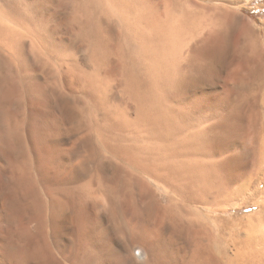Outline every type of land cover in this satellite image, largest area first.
Returning <instances> with one entry per match:
<instances>
[{"label": "rangeland", "instance_id": "rangeland-1", "mask_svg": "<svg viewBox=\"0 0 264 264\" xmlns=\"http://www.w3.org/2000/svg\"><path fill=\"white\" fill-rule=\"evenodd\" d=\"M214 1L218 5L222 3L223 6H220L223 8L220 10L224 11L223 14L240 17V29L230 30L224 25H217L218 33L209 35L200 45L201 51L194 55L192 67L195 69H192L190 75L179 83L180 86L176 91L169 89L165 94L167 98L171 96L170 101L174 98L175 103L180 100L191 101L193 105L198 100L200 103L205 100L204 108L197 110V106H192L197 110L195 114L212 116L214 113L213 117L217 115L219 118L218 113L222 111L220 108L222 103L227 99L232 101L231 99L235 100L238 97L236 83L239 80V70L244 65L247 69L248 67L254 69V61L262 53L264 55V0H213V3ZM63 2L59 5L54 2L52 4V0L27 1V8L29 7L27 10L29 12L31 10L28 17L36 18L34 21L38 20V24L47 26L54 40L60 36L59 51L55 46L52 51L38 52L36 60L33 57V60L19 59L14 62L15 64L13 63L14 65L6 64L5 58L0 55V195L8 197V201L20 197L16 201L24 204L25 212L35 211L38 216L39 210L42 209L47 213L49 217L45 226L39 222V219L33 225L39 228L42 226L45 230L47 228L46 232L49 233V241L53 247V257L62 258L61 260L64 258L65 264H71L75 256V264H146L145 260L138 259L136 254H139L138 250L143 249L144 244H147L145 240L148 236L147 231L152 224L150 222L154 221L151 219H155L165 209L163 206L169 200L179 204V207L185 204L186 208L187 206L190 208L191 204L185 200V197L179 196V193L173 190V186L170 187L165 183L150 182L152 187L154 185V190H158V200H152L146 184V179L151 178L120 151L123 150L122 144L126 145L123 136L126 139L129 137L126 143L130 145V135H132L131 128L125 124L128 121L123 122L126 125L123 126L121 118L132 119L130 115L132 113L135 117L136 105L133 89H129L130 86L125 84L124 77L125 73H128L127 69L130 68L129 64H132L129 58L132 52L129 53L131 50L124 40L125 25L123 22L120 24L115 18L112 20V17L116 16H113L111 10L109 12L106 0H63ZM212 12L200 14L201 17H215ZM58 17L62 19L60 26H58ZM122 42L125 47L121 46ZM123 62L128 66L126 67ZM7 67L9 71L6 70ZM34 67L35 70L32 71ZM5 71L11 76L5 74ZM91 71L96 75L90 74ZM136 72L140 74L139 69ZM45 75H48L47 80L44 78ZM208 101L216 104H210ZM118 105L119 108L122 107L117 109ZM211 121L214 125L218 124L216 118H212ZM126 127L130 128L129 131H125ZM115 129L117 131H114ZM119 135H121L120 140H124L122 144L117 143L120 140L115 141ZM114 141L117 144H113ZM108 144L116 145L117 148L115 146L110 148ZM162 194L166 195V199L168 197L171 199L165 202V197L159 198L163 196ZM38 197L43 199L44 205H38L35 201ZM28 201L30 203L26 205ZM170 201L168 204L171 203ZM228 201L219 202L216 208L203 205L200 209L209 215L221 214L220 221H213L209 227L214 232L226 235V237L223 235L224 240H227L223 245L229 255H234L233 253L238 249L236 247H240L246 234L248 235L243 219L246 220L249 215L255 216L252 215L253 212L256 214L260 210L255 204L239 206L240 201ZM150 205L152 218L148 220L146 208ZM178 211H181L180 208ZM68 213L73 217L75 228L76 225L78 226L76 253L68 248L63 249L58 244H61V241L65 242V239L70 237L68 235L72 236L76 232L69 225L70 219L66 216ZM221 216L226 219L221 220ZM255 218L250 219L255 220ZM231 224H234V227L231 228ZM141 231L142 233H139ZM143 234L147 235L145 241L142 238L145 237ZM158 239L164 247L168 244L171 247L181 244L175 237L171 239L172 241L164 238V232ZM130 245L132 253L125 252L126 246Z\"/></svg>", "mask_w": 264, "mask_h": 264}, {"label": "bare ground", "instance_id": "bare-ground-1", "mask_svg": "<svg viewBox=\"0 0 264 264\" xmlns=\"http://www.w3.org/2000/svg\"><path fill=\"white\" fill-rule=\"evenodd\" d=\"M27 1L0 0V55L5 58L6 64H13L19 59L25 60L29 58L33 60L35 58L36 60L38 52L52 51L55 46L58 50L61 45V41L58 40L60 36L54 40L47 26L38 24V20L34 21L36 18L32 17V20L28 17L31 10L30 12L27 10L29 9V7L27 8ZM53 2L60 5L63 0H52V4H54ZM106 2L109 5V12L112 11L113 16H116L112 17V20L115 18L119 23L123 22L125 25V44L129 45L131 50L129 53L132 52L129 56L132 64H129L128 73L126 72L124 76L126 78L125 84L130 86L129 89H133H131L132 94L136 98L135 110L133 109L135 117H133V113H129L132 115V119L128 118L126 113L125 116L127 118L123 116L126 120L121 118L122 123L128 121L125 124H128L129 126L127 127L132 130V135H130L131 143L128 145L129 143L127 144L126 142L129 137L126 139L123 136L122 139L125 138L126 144L124 146L122 144L124 140H120L122 134L115 141L120 140L117 143L121 142L122 146H120L121 148L123 147V150L120 149V151L126 154L123 155L128 156L130 162H134L144 174L146 173L151 178L146 179V184L152 200L157 199L158 190L155 191L154 185L152 187L150 182H155L156 184L165 183L170 187L173 186V190L179 193V196L185 197V200L191 204L190 208L188 206L186 208L185 204L179 207V204H174L172 200H169L171 198L168 197L167 199L171 203L168 204V201L163 206L165 209L160 213L158 212L159 214L155 219H151L154 221L150 222L152 224L148 228V236L143 234L145 237H142L144 240L147 236V239H145L147 244H144L145 247L143 249L140 248L141 250H138L139 254L137 253L136 257L144 259L146 264H264L263 53L254 61L253 70L250 67L247 69L244 67L245 65L239 70V74L237 73L239 80L236 83L238 97L235 100L231 99L232 101L227 99V101L222 103V107H220L222 111L220 113L216 112V114H220L218 115L219 118H217V115L213 117L214 113L212 116L201 114L199 116L196 115L197 113L195 114L196 109L192 106H197V110H199V108L203 107L205 100L201 103L198 100L193 105L191 101L180 100L175 103L173 96V99L171 98L172 101H170L169 98L171 96L167 98L165 92L169 89L176 91L178 86H180L179 83L187 75H190L192 69H195L192 67L194 55L198 53L201 48L200 45L206 41L209 35L218 33L216 26L220 24L230 30L237 31V29H240V17H229L228 13L223 14L224 11L220 10L223 8L222 3L218 5L216 1L213 3V0H106ZM208 11H213L212 13L215 17H201V14H207ZM58 18V26H60L62 19L61 17ZM121 46H123V42ZM243 60L245 59L243 58ZM123 64L126 66V63L123 62ZM137 69H139L141 75L136 72ZM6 70L9 71L8 67ZM34 70L35 67L32 71ZM7 71H5V74L9 75L10 73ZM90 74L96 75L94 71L93 73L91 71ZM44 78H48V75H45ZM124 94L126 95V93ZM209 103L212 104L213 102ZM119 105L116 106L117 109L122 107L119 108ZM206 114L209 115L211 113ZM212 118H216L218 124L214 125V122L211 123ZM124 123L123 126H126ZM127 127L126 130L124 129L125 131H129L130 128L128 129ZM114 131L117 130L115 129ZM115 141L113 144L116 143ZM110 144H112V141ZM114 146L116 147V145ZM114 146H110V148ZM128 157H125V159H128ZM137 191L139 190L137 189ZM177 193L175 194L176 196H178ZM165 194H162L163 196L161 195L162 197L159 198L165 197ZM17 199L8 201V197L0 195V264H65L64 258L61 260V257V259L53 257V247H51L49 241V233L47 234L46 232L47 228L45 227V230L42 226L39 228L33 225L39 219V222H42L43 226H45L47 217H49L47 213L42 209L39 210L38 216L34 213L35 211L33 213L31 211L25 212L26 209L23 210L24 204L16 201ZM42 200L41 197H38L35 201L38 205H41ZM223 200L226 201L225 203L228 200L240 201L239 206L255 204L260 210H257L259 212L256 214L253 212L252 215L257 216L256 218L249 215L246 220L243 219L248 235L246 234L240 247H236L238 249L237 252L233 253L234 255H229L223 245L226 240H224V236L226 237V235L223 234V236L220 232H214L209 227L213 221H220L219 216L221 214L219 216L216 214L209 215L200 209L203 205L216 208L219 202H224ZM159 202L157 201L158 204ZM28 203L30 202L28 201L26 205ZM178 207L181 211H178ZM146 209L148 213L147 219L149 220L152 218L150 213L152 212V206L150 205ZM66 216L70 219V227L76 232L72 234V231L70 233L72 236L68 235L70 237H66L67 240L65 239V242L61 241V244H58L63 249L68 248L76 253L78 247L76 239L78 226L76 225V229L70 213ZM251 217L255 218V220L250 219ZM223 218L226 219L221 216V220ZM238 221L236 224H238ZM57 224L58 226L60 225L59 223ZM233 225L231 224V228ZM163 232L164 238L171 240L175 237L181 244L176 247H171L169 244L166 247L162 246L163 244L158 238L159 236L161 237ZM139 233H142V231ZM135 241L138 242V240ZM131 247V245L126 246L125 252H130ZM123 248L121 249L123 250ZM73 255L75 256L76 254ZM75 257H73L72 263L75 261Z\"/></svg>", "mask_w": 264, "mask_h": 264}]
</instances>
